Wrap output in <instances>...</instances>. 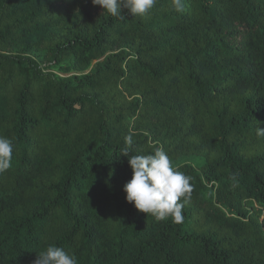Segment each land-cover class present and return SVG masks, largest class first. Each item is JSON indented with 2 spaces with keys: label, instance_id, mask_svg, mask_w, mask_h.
I'll return each mask as SVG.
<instances>
[{
  "label": "trees",
  "instance_id": "1",
  "mask_svg": "<svg viewBox=\"0 0 264 264\" xmlns=\"http://www.w3.org/2000/svg\"><path fill=\"white\" fill-rule=\"evenodd\" d=\"M183 4L0 0V264H264V0ZM129 135L191 177L181 223L126 202Z\"/></svg>",
  "mask_w": 264,
  "mask_h": 264
},
{
  "label": "clouds",
  "instance_id": "2",
  "mask_svg": "<svg viewBox=\"0 0 264 264\" xmlns=\"http://www.w3.org/2000/svg\"><path fill=\"white\" fill-rule=\"evenodd\" d=\"M157 0H92L110 16L123 20L121 9L131 16H146ZM171 7L177 13L184 11L183 0H171ZM264 133V131H261ZM125 147L122 156L127 158L131 170V179L122 188L127 203L146 216L156 220L172 219L176 223L183 221V200L192 191L191 177L173 166L172 159L163 147L146 155H130L132 137L124 138ZM13 140L0 136V172L12 167ZM34 264H78L77 257L64 248L50 244L41 251Z\"/></svg>",
  "mask_w": 264,
  "mask_h": 264
},
{
  "label": "rangeland",
  "instance_id": "3",
  "mask_svg": "<svg viewBox=\"0 0 264 264\" xmlns=\"http://www.w3.org/2000/svg\"><path fill=\"white\" fill-rule=\"evenodd\" d=\"M187 162H190V163H192L194 165L197 163L196 159H188Z\"/></svg>",
  "mask_w": 264,
  "mask_h": 264
}]
</instances>
